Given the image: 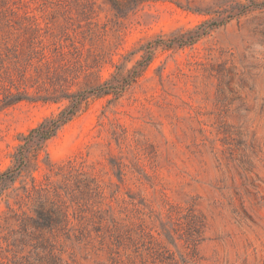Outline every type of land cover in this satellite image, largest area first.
I'll list each match as a JSON object with an SVG mask.
<instances>
[{
	"label": "rangeland",
	"instance_id": "obj_1",
	"mask_svg": "<svg viewBox=\"0 0 264 264\" xmlns=\"http://www.w3.org/2000/svg\"><path fill=\"white\" fill-rule=\"evenodd\" d=\"M179 1L192 9L170 0L123 10L109 0H0L3 81L16 92L24 74L30 95L59 86L67 67L63 84L74 91L127 76L143 68L149 41L228 19L194 44L159 46L119 97L91 96L47 142L32 175L77 168L90 191L80 207L108 208L124 226L115 234L103 222L101 236L81 242L60 237L57 252L71 264H264V0ZM238 2L251 6L236 14ZM62 44L72 51L64 58ZM86 58L100 64L88 77ZM63 106L0 102V171L21 134Z\"/></svg>",
	"mask_w": 264,
	"mask_h": 264
},
{
	"label": "trees",
	"instance_id": "obj_2",
	"mask_svg": "<svg viewBox=\"0 0 264 264\" xmlns=\"http://www.w3.org/2000/svg\"><path fill=\"white\" fill-rule=\"evenodd\" d=\"M109 1L116 9L123 10L150 0ZM170 1L186 9H192L191 6H186L179 0ZM237 4L236 14L245 13L251 6L240 2ZM205 13L212 14L214 12L205 10ZM233 15L234 13L229 15V18ZM227 21L226 18L208 19L182 34H173L169 38L160 36L156 40L149 41L141 48L144 50V60L140 61V63H144L142 69L136 67L127 76L122 71H117L103 83L85 89L74 91L70 86L63 84L64 81H68L64 72H71V69L67 67L64 68V72L59 73V86L39 85L34 94L30 95L28 87L23 81L24 74H22L20 85L14 92L13 87L16 85L4 83L3 80L8 72L0 67V102L4 106L22 99L53 103L64 102V106L58 113L45 117L36 126L30 128L27 133L21 134V143L12 154V164L6 170L0 171V200H5L7 205V209L0 212V264H71L57 252L60 237L63 239L74 238L81 242L91 237L93 231L96 232V236H101L100 230L103 222H109L107 227L109 231L115 234L120 233L124 226L120 220L112 216L110 209H103L99 206L84 210L80 207V199L88 196L90 191L89 185L80 177L81 173L77 168L60 166L54 174L46 173L42 179H37L32 175L33 170L37 169V161L41 152L45 151L47 142L82 110L91 96L114 94L119 97L132 82L136 81L142 70L151 63L154 52L159 46H162L163 49H171L194 44L215 27ZM2 43L3 40L0 36V59L3 56ZM66 45L75 47L74 50L78 49L74 41ZM63 47L62 44L59 52V57L62 58L72 52L71 49L66 51ZM98 63L97 61L95 65H92L86 58L85 63L81 64V69L85 70L84 75L88 77L95 73L94 68L100 67ZM28 177L31 182L27 181ZM18 180L21 185L16 186ZM82 184L84 185L82 186ZM74 203L79 207L74 208ZM187 210L196 228L199 229L203 223L202 218L194 211L193 206ZM82 211H89V214L83 215ZM128 231V227L125 226L123 232L128 233ZM103 238L99 240L101 243L104 241Z\"/></svg>",
	"mask_w": 264,
	"mask_h": 264
}]
</instances>
